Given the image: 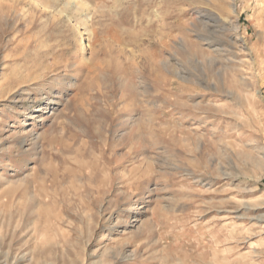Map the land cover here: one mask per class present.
<instances>
[{
	"label": "rangeland",
	"instance_id": "374dc122",
	"mask_svg": "<svg viewBox=\"0 0 264 264\" xmlns=\"http://www.w3.org/2000/svg\"><path fill=\"white\" fill-rule=\"evenodd\" d=\"M0 264H264V0H0Z\"/></svg>",
	"mask_w": 264,
	"mask_h": 264
},
{
	"label": "bare ground",
	"instance_id": "6f19581e",
	"mask_svg": "<svg viewBox=\"0 0 264 264\" xmlns=\"http://www.w3.org/2000/svg\"><path fill=\"white\" fill-rule=\"evenodd\" d=\"M81 41H83V35L81 36Z\"/></svg>",
	"mask_w": 264,
	"mask_h": 264
}]
</instances>
